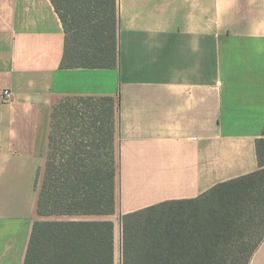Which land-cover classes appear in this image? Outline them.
Wrapping results in <instances>:
<instances>
[{
	"label": "crops",
	"instance_id": "crops-1",
	"mask_svg": "<svg viewBox=\"0 0 264 264\" xmlns=\"http://www.w3.org/2000/svg\"><path fill=\"white\" fill-rule=\"evenodd\" d=\"M117 15L115 67L63 68L52 0H0V264H24L65 97L116 101V212L57 217L114 220L116 264L117 214L194 199L260 167L264 0H117ZM250 264H264V239Z\"/></svg>",
	"mask_w": 264,
	"mask_h": 264
},
{
	"label": "trees",
	"instance_id": "trees-1",
	"mask_svg": "<svg viewBox=\"0 0 264 264\" xmlns=\"http://www.w3.org/2000/svg\"><path fill=\"white\" fill-rule=\"evenodd\" d=\"M66 32L63 68L117 64V0H52ZM116 101L65 97L52 112L49 152L24 264H116ZM260 167L194 199L121 216V264H250L264 239V130Z\"/></svg>",
	"mask_w": 264,
	"mask_h": 264
},
{
	"label": "rangeland",
	"instance_id": "rangeland-1",
	"mask_svg": "<svg viewBox=\"0 0 264 264\" xmlns=\"http://www.w3.org/2000/svg\"><path fill=\"white\" fill-rule=\"evenodd\" d=\"M116 220V246H117V264H121L120 262V255L119 249L122 244V223H121V216L117 214L115 217Z\"/></svg>",
	"mask_w": 264,
	"mask_h": 264
},
{
	"label": "built area",
	"instance_id": "built-area-1",
	"mask_svg": "<svg viewBox=\"0 0 264 264\" xmlns=\"http://www.w3.org/2000/svg\"><path fill=\"white\" fill-rule=\"evenodd\" d=\"M3 95H4L3 96L4 99H6V100H11L13 98V94L9 89H6L3 93Z\"/></svg>",
	"mask_w": 264,
	"mask_h": 264
}]
</instances>
